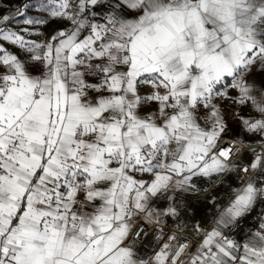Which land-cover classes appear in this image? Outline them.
<instances>
[{
	"label": "snow or ice",
	"instance_id": "snow-or-ice-1",
	"mask_svg": "<svg viewBox=\"0 0 264 264\" xmlns=\"http://www.w3.org/2000/svg\"><path fill=\"white\" fill-rule=\"evenodd\" d=\"M53 22L66 26L45 39ZM230 109L260 137L240 164L220 143ZM231 174L210 227L182 219L199 181ZM258 205L254 230L230 235ZM174 259L264 264V0H23L0 14V264Z\"/></svg>",
	"mask_w": 264,
	"mask_h": 264
},
{
	"label": "crops",
	"instance_id": "crops-1",
	"mask_svg": "<svg viewBox=\"0 0 264 264\" xmlns=\"http://www.w3.org/2000/svg\"><path fill=\"white\" fill-rule=\"evenodd\" d=\"M6 0H0V14H3V12L8 10V4H6ZM16 4V3H15ZM66 25L60 22H53L49 24L44 31V38L46 39L51 34H53L57 29L63 28ZM144 91H147V89H144ZM235 111L239 112L241 115H255L253 110L250 107H244L240 108L239 106L236 107ZM228 124L230 125V131L227 137L234 138L238 140L239 142L243 141L242 144H258L260 137L258 135H254L251 133H248L244 131L242 124L238 119L232 118L231 116V109L228 113ZM239 137V139H237ZM226 138V137H225ZM232 177V178H231ZM199 186L202 190H206L202 192L200 195H188L183 198V203L186 204V209H181V217L185 221H199L203 225H205L206 222L211 221L212 219H215L218 215L217 212L214 211L211 204L208 202L211 197H213L211 193L216 192V198H217V206L222 210L224 207L227 206L230 199L233 197V189H236L239 187L240 182L236 178L235 174H231L225 178H222L219 182L213 184L212 181L208 180H201L198 182ZM230 192H232L230 194ZM260 210V205L257 206V209L253 211L247 218L241 220L239 226L236 230L235 236H241L242 233L247 231H253L254 227H250L251 225H255L257 221V213ZM170 232L173 231V228L171 226V222L169 223V227L167 228ZM154 230V229H153ZM152 230V232H153ZM152 232L148 235V237L141 241V243L138 244V247L143 252L149 251V248L147 247L148 242L152 239ZM194 237H197L195 233H191ZM198 238V237H197Z\"/></svg>",
	"mask_w": 264,
	"mask_h": 264
},
{
	"label": "built area",
	"instance_id": "built-area-1",
	"mask_svg": "<svg viewBox=\"0 0 264 264\" xmlns=\"http://www.w3.org/2000/svg\"><path fill=\"white\" fill-rule=\"evenodd\" d=\"M14 5H18V4H14ZM220 143H221L222 146L231 145V146H232V151H233L234 153H236V152L239 153V157H240V159H236L235 157H233V162H234V163H236V164H240L241 161L251 160V156H250L249 154L251 153V151H253V149H252V148H247V147H245V145L242 144L241 142H239L238 140H236V139H234V138H231V137H226L225 139L221 140ZM254 146H255V150H256V151H260V150H261L259 144H255ZM235 176H236V174H235ZM236 178H237V176H236ZM237 179H238V178H237ZM238 180H239V179H238ZM239 182H240V181H239ZM212 220H214V219H212ZM212 220H211V221H212ZM211 221L206 222L204 226H205V227H210V226H211ZM153 229H154V227H148V228H147L148 235L152 232ZM236 230H237V228L234 229V230L232 231V233H230V235L235 236V235H236ZM189 236H190V238H191L193 244H195V243L198 242V238H197V237H194V236L191 235L190 233H189ZM147 237H148V236H147ZM147 237H145V238H144L143 240H141V241H144ZM141 241H138L137 246H138L139 243H141ZM182 251H183V249H181V252H182ZM179 255H180V252L177 253V257H176V258H178ZM173 264H175V259L173 260Z\"/></svg>",
	"mask_w": 264,
	"mask_h": 264
},
{
	"label": "rangeland",
	"instance_id": "rangeland-1",
	"mask_svg": "<svg viewBox=\"0 0 264 264\" xmlns=\"http://www.w3.org/2000/svg\"><path fill=\"white\" fill-rule=\"evenodd\" d=\"M7 1V3L6 4H8V9L9 8H11L12 6H14V4L16 3V4H21V3H23V0H6ZM232 178V177H231ZM232 192H230V194H231ZM209 194H211L213 197H215L216 196V192H214V193H209ZM166 231L168 232V233H171L168 229H166Z\"/></svg>",
	"mask_w": 264,
	"mask_h": 264
}]
</instances>
